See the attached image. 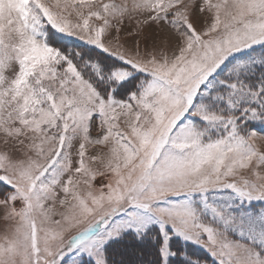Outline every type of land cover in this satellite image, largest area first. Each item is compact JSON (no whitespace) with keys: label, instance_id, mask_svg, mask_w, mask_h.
Wrapping results in <instances>:
<instances>
[{"label":"snow or ice","instance_id":"6c2138e0","mask_svg":"<svg viewBox=\"0 0 264 264\" xmlns=\"http://www.w3.org/2000/svg\"><path fill=\"white\" fill-rule=\"evenodd\" d=\"M0 186V264H264V0H0Z\"/></svg>","mask_w":264,"mask_h":264},{"label":"rangeland","instance_id":"374dc122","mask_svg":"<svg viewBox=\"0 0 264 264\" xmlns=\"http://www.w3.org/2000/svg\"><path fill=\"white\" fill-rule=\"evenodd\" d=\"M155 25L152 26L151 29L146 28L144 31L150 32L152 29H155ZM121 43H125V45L127 47H131L134 44V38L129 36L128 33L130 31H135L136 29V19L132 18V19H128L126 18L123 23L121 24ZM75 43H80L79 41H75ZM145 46L143 39L141 38V48H143ZM148 47L151 48V44L149 42ZM6 75H10L9 71H6L5 73ZM92 135L95 136L96 133L95 131L92 132ZM104 181L101 178H97L94 181V184L97 188L101 187L102 183ZM3 187V186H0ZM7 191H9V189H7L6 187H3V190L0 191V199L3 198V196L7 193ZM17 207H19V205H17ZM253 208L255 211H260L261 209H264V202H254ZM3 216V210L0 209V234L3 233V229L5 226V222L2 219ZM182 250H184L185 252L188 253V255L193 259V260H199L201 262V264H213V260L210 257V255L200 246L195 245V244H191V243H187L185 244L183 241L178 242V245ZM150 258V257H148ZM153 259V258H152ZM151 260V259H150ZM173 264H183V262L181 260H179L178 258L173 260Z\"/></svg>","mask_w":264,"mask_h":264},{"label":"trees","instance_id":"16d2710c","mask_svg":"<svg viewBox=\"0 0 264 264\" xmlns=\"http://www.w3.org/2000/svg\"><path fill=\"white\" fill-rule=\"evenodd\" d=\"M148 257H150V258H148ZM148 257H147V259H152V258H154L153 255H149ZM116 258L119 259V256H117Z\"/></svg>","mask_w":264,"mask_h":264}]
</instances>
